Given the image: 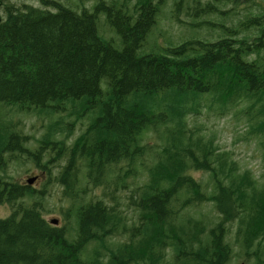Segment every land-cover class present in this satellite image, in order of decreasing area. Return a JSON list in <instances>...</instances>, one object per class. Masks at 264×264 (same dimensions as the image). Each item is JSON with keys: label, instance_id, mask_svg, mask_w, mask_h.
I'll return each mask as SVG.
<instances>
[{"label": "trees", "instance_id": "1", "mask_svg": "<svg viewBox=\"0 0 264 264\" xmlns=\"http://www.w3.org/2000/svg\"><path fill=\"white\" fill-rule=\"evenodd\" d=\"M67 1L18 6L0 0V107L52 118L36 151L0 118V168L17 152L36 162L50 151L49 163L65 158L58 182L71 202L66 220L75 221V227L50 223L41 202L25 204L35 198L32 187L1 177L0 204L12 211L0 219V264H227V224L234 220L242 248L249 254L257 245L258 253L264 185L189 119L204 109L224 114L247 100L245 110L264 126V32L190 39L145 53L140 50L159 13L154 0H139L134 12L115 1ZM101 14L121 37V49L100 35ZM85 120V130L65 146L57 136ZM152 133L160 136L155 147L146 141ZM147 149L154 157L146 182L127 197L135 220L118 199H78V169L98 187L108 184L109 169L127 164L114 180L126 187ZM192 171L209 173L212 190ZM210 202L220 220L192 213Z\"/></svg>", "mask_w": 264, "mask_h": 264}, {"label": "rangeland", "instance_id": "2", "mask_svg": "<svg viewBox=\"0 0 264 264\" xmlns=\"http://www.w3.org/2000/svg\"><path fill=\"white\" fill-rule=\"evenodd\" d=\"M15 5L23 3L40 5L39 0H9ZM67 4V0H59ZM115 1L120 5H126L131 12L135 8H140L139 0H108ZM182 1V3H181ZM200 2V4H199ZM159 13L156 18V25L153 26L148 35L147 41L140 52L162 51V48L169 44L177 45L190 39H206L216 41L220 37H226L230 33H235L238 38L246 36L255 37L264 32V0H154ZM211 6L212 9H208ZM259 17L262 25H258L254 18ZM180 18V19H179ZM255 22V23H252ZM98 30L101 36L109 40L117 49L122 48V39L116 31L110 27L106 16L101 14L98 20ZM104 86V83H103ZM227 113L220 114L218 111L204 109L201 114L189 119L191 127H197L199 134L206 139L214 138L223 153L231 154L240 171H248L258 181L259 186L264 185V126L254 111H247L249 101H236ZM0 118L5 121L6 130L11 129L18 133L26 144L24 147L36 151L39 147V141L48 132V127L52 118L46 115H39L33 111L20 110L15 107H0ZM56 119V118H55ZM87 120L77 125H72L71 129H66L57 137L62 140L65 146H71L76 138L85 130ZM262 128V130L258 129ZM148 145L155 147L160 141L158 134L152 133L149 139H146ZM154 151V150H153ZM50 151L38 162L29 152H17L8 155L4 169L0 168V179L16 182L20 185H27V180L35 176L40 178L33 184L35 198L25 200L26 203L35 201L41 202L43 216L48 220L57 219L59 225L63 226L67 222L71 227H75L73 216L66 220L65 212L71 207V202L64 197V185L58 182L63 167L66 165V159L53 157L54 163H49ZM64 157V156H63ZM153 152H147L144 156L137 159V162L130 173L124 179L127 183L125 187L121 184L116 186L115 170L123 171L127 169V164H121L110 169L106 173L108 184L94 186L87 182L85 171L80 168L77 170L76 195L83 203L96 201L98 198H104L107 203L118 199L119 206L130 220H135L137 211L130 208L132 205L127 200L138 185H143L147 179V168L153 163ZM48 163V164H47ZM112 173V174H111ZM191 176L201 182L204 188H213L210 182L209 173L191 172ZM123 180V181H124ZM109 185V186H108ZM132 193V194H131ZM185 214L189 213V210ZM12 211L8 204H0V219L7 218ZM196 215H203L205 218H211L213 221L220 220V216L215 211L213 203H207L199 206L192 212ZM226 242L232 248V258L227 264H264V241L260 250L257 251V245H254L250 253H246V248H242L238 238V221L234 220L227 224ZM119 239H122L120 236ZM260 257V260L257 258Z\"/></svg>", "mask_w": 264, "mask_h": 264}, {"label": "water", "instance_id": "3", "mask_svg": "<svg viewBox=\"0 0 264 264\" xmlns=\"http://www.w3.org/2000/svg\"><path fill=\"white\" fill-rule=\"evenodd\" d=\"M35 178H33V179H28V184L29 185H32L34 182H35ZM50 223H52V224H55V225H58L59 224V220H57V219H52V220H50Z\"/></svg>", "mask_w": 264, "mask_h": 264}, {"label": "flooded vegetation", "instance_id": "4", "mask_svg": "<svg viewBox=\"0 0 264 264\" xmlns=\"http://www.w3.org/2000/svg\"><path fill=\"white\" fill-rule=\"evenodd\" d=\"M33 178L36 179V180H35V182H36V181L40 178V176H35V177H33ZM33 178H30V179H33ZM27 181H28V180H27ZM35 182H34V183H35ZM34 183H33V184H34ZM33 184H32V185H29L28 182H27V186H30V187H32V188H35V187L33 186ZM23 186H24V185H23Z\"/></svg>", "mask_w": 264, "mask_h": 264}]
</instances>
